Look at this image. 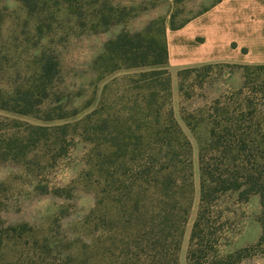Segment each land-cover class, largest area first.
<instances>
[{
  "label": "rangeland",
  "instance_id": "rangeland-1",
  "mask_svg": "<svg viewBox=\"0 0 264 264\" xmlns=\"http://www.w3.org/2000/svg\"><path fill=\"white\" fill-rule=\"evenodd\" d=\"M105 1L128 11L109 32L92 35L78 28L82 19L70 16L65 0H33L32 12L22 1L0 0V264H80L85 247L97 257L107 247H158L157 258L145 264H170L173 257L189 264L201 155L216 172L264 173V70L203 65L181 76L190 68L169 63L166 76L141 81L142 73L160 68L102 73L94 65L122 31L143 33L151 25L143 36L158 38L160 22L170 28L176 15L179 25L217 0L178 8L166 0ZM45 57L55 66L48 82ZM124 137L143 143L125 149ZM178 139L189 148L178 144L156 166L176 165L177 188L166 193L160 178L155 187L142 185L134 177L138 165L159 151L166 155ZM184 183H191L188 191ZM209 211L221 255L258 243V196L240 201L226 194ZM261 248L238 264H264Z\"/></svg>",
  "mask_w": 264,
  "mask_h": 264
},
{
  "label": "trees",
  "instance_id": "trees-1",
  "mask_svg": "<svg viewBox=\"0 0 264 264\" xmlns=\"http://www.w3.org/2000/svg\"><path fill=\"white\" fill-rule=\"evenodd\" d=\"M26 4V6L32 12L33 0H19ZM70 16H75L79 19L80 25L78 28L84 32H88L92 35L103 34L109 32L114 26L119 25L123 21L124 14L128 11L126 8H116L110 5L107 1L100 3V0H90L87 5H82V0H65ZM168 1V0H166ZM188 0H174V8L182 6ZM221 0H217L219 2ZM99 4V6H98ZM98 7H97V6ZM88 6L90 13H84L83 8ZM206 11V9L204 10ZM203 11V12H204ZM202 12V13H203ZM176 15H171L170 29L178 30L182 28L188 21H184L179 25H176L174 18ZM86 20V21H85ZM89 21V22H87ZM156 23V22H155ZM160 27L157 29L159 37L150 36L146 38L144 34H151V25L145 29L143 33L130 34L126 31H122L114 39L109 40L104 45L103 54L100 55L95 61L94 65H100L99 69L102 73L115 72L119 69L126 68H141L151 67L160 68L159 73L150 71L148 73H142L140 76L144 79L141 81H148L151 77L162 74L167 75L166 67L169 64V51L167 44L166 28L163 22H160ZM49 32H52L50 26H48ZM39 33L42 34V28L39 27ZM213 65H206L203 70L208 71L212 69ZM54 65L51 58L45 57L42 65V79L44 82L50 81V74L54 70ZM244 70H249L250 66H239ZM257 70H264V66H255ZM198 72L196 68L186 69L181 73L189 75ZM167 90L169 89V81L166 82ZM182 90V88H181ZM27 102V101H24ZM21 113H29L25 109H20ZM174 128L179 131L178 125L173 124ZM181 133V132H180ZM215 136V131L212 132ZM123 144L125 149L130 147H136L137 143H141V137H136L135 143H132L131 137H124ZM143 143V142H142ZM157 145V142H154ZM151 143H149L150 145ZM189 146L187 144H181L180 139L174 143H170L166 155H162L161 152H157L154 157H149V161L143 165H138L135 170L134 177L137 176L138 181L141 184H149L151 187L157 186L156 181L158 178L162 180V184L165 183V190H175L177 188L178 179L176 176L177 168L176 165H167L164 168L157 169L156 166L161 163V160L168 154L172 153L177 145ZM215 144V143H214ZM213 144V145H214ZM116 145V144H115ZM189 148V147H188ZM172 152H171V151ZM126 151V150H124ZM174 156L177 157L175 153ZM168 160V159H167ZM169 160L173 161V157ZM201 189H200V204L197 214V218L193 225L190 247L187 253V260L189 264H238L251 252L257 251L259 248L264 246V173L261 172H250L249 170L243 172H216L210 170L204 163L203 156L201 155ZM183 187L187 191L191 187V183L187 185L184 183ZM236 194L240 201H247L253 196L260 198L261 211L256 216L255 221L260 225L261 236L258 243L253 247H247L245 249L228 253L227 255H221L218 249L219 238L216 237V231H212L210 226L207 224V215L210 213V208L213 201L221 198L226 194ZM189 201H190V197ZM139 209L138 203L132 204L133 213H136ZM188 209H183V222L178 227L181 232L183 223L186 220ZM13 230V229H11ZM175 238V237H174ZM173 254L174 256L179 252V238L174 239ZM104 251L102 255H98L94 250L88 251V247H85V253H83L80 264H125L119 261L120 257H126L128 259L127 264H145L148 259L157 258L160 254L158 247H113ZM121 248V249H119ZM262 249V248H261ZM119 251V253H118ZM263 251V249H262ZM88 252V253H87ZM69 260L72 257H68ZM108 259V261H106ZM170 264H178L177 258H172Z\"/></svg>",
  "mask_w": 264,
  "mask_h": 264
},
{
  "label": "crops",
  "instance_id": "crops-1",
  "mask_svg": "<svg viewBox=\"0 0 264 264\" xmlns=\"http://www.w3.org/2000/svg\"><path fill=\"white\" fill-rule=\"evenodd\" d=\"M166 36L175 67L264 66V0H221Z\"/></svg>",
  "mask_w": 264,
  "mask_h": 264
}]
</instances>
